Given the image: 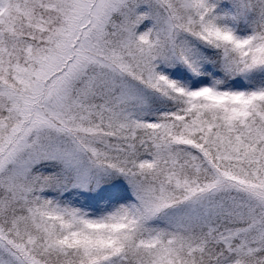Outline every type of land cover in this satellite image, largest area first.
<instances>
[{
  "label": "snow or ice",
  "instance_id": "6c2138e0",
  "mask_svg": "<svg viewBox=\"0 0 264 264\" xmlns=\"http://www.w3.org/2000/svg\"><path fill=\"white\" fill-rule=\"evenodd\" d=\"M0 264H264V0H0Z\"/></svg>",
  "mask_w": 264,
  "mask_h": 264
}]
</instances>
